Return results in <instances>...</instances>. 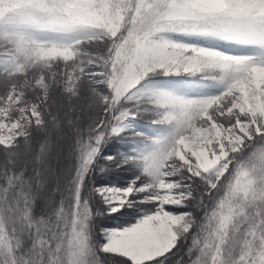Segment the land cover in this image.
Returning <instances> with one entry per match:
<instances>
[{
    "label": "snow or ice",
    "instance_id": "6c2138e0",
    "mask_svg": "<svg viewBox=\"0 0 264 264\" xmlns=\"http://www.w3.org/2000/svg\"><path fill=\"white\" fill-rule=\"evenodd\" d=\"M0 154V264H264V0H0Z\"/></svg>",
    "mask_w": 264,
    "mask_h": 264
},
{
    "label": "trees",
    "instance_id": "16d2710c",
    "mask_svg": "<svg viewBox=\"0 0 264 264\" xmlns=\"http://www.w3.org/2000/svg\"><path fill=\"white\" fill-rule=\"evenodd\" d=\"M128 139H136V140H139V139H142V137L140 136H132L131 134H129V136L127 137ZM123 145V141H120V140H116L114 139L112 142H111V145L107 148V152L108 153H114L117 151L118 148H120L121 146ZM106 162L104 161H101V164H105ZM3 164V156L2 154H0V165ZM99 179V177H98ZM108 223H114V221H107ZM183 255V253H181ZM186 259V257H185Z\"/></svg>",
    "mask_w": 264,
    "mask_h": 264
}]
</instances>
